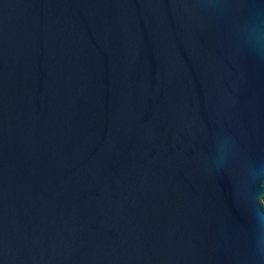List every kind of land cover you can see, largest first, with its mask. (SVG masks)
I'll use <instances>...</instances> for the list:
<instances>
[{"label": "water", "instance_id": "water-1", "mask_svg": "<svg viewBox=\"0 0 264 264\" xmlns=\"http://www.w3.org/2000/svg\"><path fill=\"white\" fill-rule=\"evenodd\" d=\"M264 0H0V264H264Z\"/></svg>", "mask_w": 264, "mask_h": 264}, {"label": "clouds", "instance_id": "clouds-1", "mask_svg": "<svg viewBox=\"0 0 264 264\" xmlns=\"http://www.w3.org/2000/svg\"><path fill=\"white\" fill-rule=\"evenodd\" d=\"M250 39L258 48H264V30L259 27L254 28ZM257 218L261 223H264V210L257 209ZM257 242L261 249L264 250V235L258 236Z\"/></svg>", "mask_w": 264, "mask_h": 264}]
</instances>
